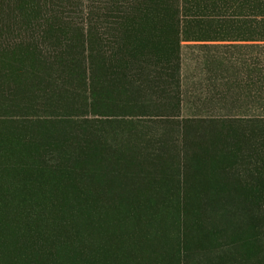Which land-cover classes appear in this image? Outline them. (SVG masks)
<instances>
[{
  "label": "rangeland",
  "instance_id": "374dc122",
  "mask_svg": "<svg viewBox=\"0 0 264 264\" xmlns=\"http://www.w3.org/2000/svg\"><path fill=\"white\" fill-rule=\"evenodd\" d=\"M99 4L88 33L0 0V264H264V48ZM186 7L190 36L264 33V0Z\"/></svg>",
  "mask_w": 264,
  "mask_h": 264
},
{
  "label": "trees",
  "instance_id": "16d2710c",
  "mask_svg": "<svg viewBox=\"0 0 264 264\" xmlns=\"http://www.w3.org/2000/svg\"><path fill=\"white\" fill-rule=\"evenodd\" d=\"M45 2L50 3L55 8H58L61 13L64 15V19L66 20V24L71 27L77 26L88 33L94 32V29L99 30V27L94 25L96 18L101 17L104 13L99 10H94L95 7L99 9L105 8L104 6L96 5L97 2H108L109 8V19L111 17L119 18L121 25L122 20L124 18L133 19L136 17H145L148 20V16L152 17V14L160 16L159 21L162 23L174 22L177 30H178V45L181 46L183 42H203V41H264V33H256L250 35H219L212 37H205L204 35H188L184 31V27L187 25L188 21L186 19V0H95L92 2V5L89 7V11H86L88 20H90V25L86 26L84 22L75 21L73 19H69L70 13H74V11L68 10V7H73L76 5L75 12L79 13V16L84 14L83 9V1L84 0H43ZM52 7V6H51ZM58 10V11H59ZM70 11V12H69ZM102 13V14H100ZM78 16V18H79ZM84 16V15H83ZM103 17V16H102ZM74 18V16H72ZM77 18V16H76ZM111 21V20H109ZM112 22L109 24V30ZM96 27V28H94ZM94 28V29H93ZM257 48H264V46L256 45ZM262 54H259L254 57L260 62ZM261 72V71H260ZM263 75V73H262ZM264 79V77L262 76ZM190 181H188L189 184Z\"/></svg>",
  "mask_w": 264,
  "mask_h": 264
},
{
  "label": "crops",
  "instance_id": "0c3cea01",
  "mask_svg": "<svg viewBox=\"0 0 264 264\" xmlns=\"http://www.w3.org/2000/svg\"><path fill=\"white\" fill-rule=\"evenodd\" d=\"M240 17H242V16H240ZM225 18H232V17H225ZM236 18H238V17H236ZM239 35H246V34H239ZM216 36H219V35H216ZM183 43H187V45L191 46V47H192V45L190 43H193V44H195L194 46H200V48H205V46H207V47L215 46L216 48H218L220 46L222 47L224 44L228 45L229 47H231V46L237 47V46L242 45V44H245V45L251 44V45H253L254 48H257L256 45L264 46V41H237V42H233V41H203V42H183Z\"/></svg>",
  "mask_w": 264,
  "mask_h": 264
}]
</instances>
